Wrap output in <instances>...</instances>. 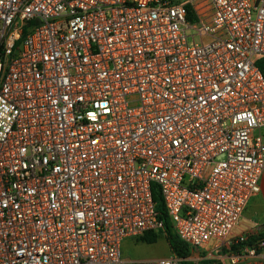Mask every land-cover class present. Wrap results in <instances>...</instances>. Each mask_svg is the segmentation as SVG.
<instances>
[{
	"label": "built area",
	"instance_id": "2783aa9c",
	"mask_svg": "<svg viewBox=\"0 0 264 264\" xmlns=\"http://www.w3.org/2000/svg\"><path fill=\"white\" fill-rule=\"evenodd\" d=\"M261 129L264 0H0V264L258 257ZM157 188L190 256L124 258Z\"/></svg>",
	"mask_w": 264,
	"mask_h": 264
},
{
	"label": "trees",
	"instance_id": "16d2710c",
	"mask_svg": "<svg viewBox=\"0 0 264 264\" xmlns=\"http://www.w3.org/2000/svg\"><path fill=\"white\" fill-rule=\"evenodd\" d=\"M154 200L157 204L158 211L160 213V218L165 222V226H166L165 233L147 234L146 236L140 239V242L148 245H154L160 240L161 237H164L170 246L171 254L177 255L182 258H186L190 256L189 246L178 238V236L173 230L172 225L169 222L166 213V208L164 206L163 199L158 188L154 190ZM259 241H262L261 243H264V234L260 236L249 237L244 242H240L232 246V250L234 252H239L244 247H254L256 249L257 255L259 256L262 252V249L258 247ZM185 264H192V263L186 262ZM202 264H212V262L207 261V262H203Z\"/></svg>",
	"mask_w": 264,
	"mask_h": 264
},
{
	"label": "crops",
	"instance_id": "0c3cea01",
	"mask_svg": "<svg viewBox=\"0 0 264 264\" xmlns=\"http://www.w3.org/2000/svg\"><path fill=\"white\" fill-rule=\"evenodd\" d=\"M256 134H260L264 141V129L256 131ZM261 192L253 196L245 208L243 219L239 228L236 229L237 235L251 234L260 236L264 234V176L261 180ZM249 237H255L251 236ZM259 241L258 244H261ZM260 248V247H259ZM261 254L250 262L243 264H264V248H261ZM263 259V260H259Z\"/></svg>",
	"mask_w": 264,
	"mask_h": 264
},
{
	"label": "rangeland",
	"instance_id": "374dc122",
	"mask_svg": "<svg viewBox=\"0 0 264 264\" xmlns=\"http://www.w3.org/2000/svg\"><path fill=\"white\" fill-rule=\"evenodd\" d=\"M235 231H234L235 236H243L245 239H248L249 235H251V234L237 235ZM251 236H256V235H251ZM259 247L264 248V245H261ZM122 253L124 258L132 259V260H151V259H160V258L168 257L171 255V250L169 244L167 243L164 237H161L160 240L154 245H148L142 242H138L135 239H126L122 245ZM256 258L249 259L246 261V263ZM259 260H263V259H259Z\"/></svg>",
	"mask_w": 264,
	"mask_h": 264
}]
</instances>
